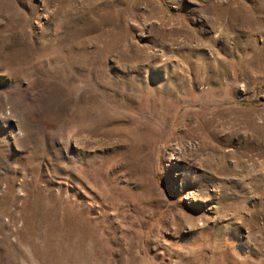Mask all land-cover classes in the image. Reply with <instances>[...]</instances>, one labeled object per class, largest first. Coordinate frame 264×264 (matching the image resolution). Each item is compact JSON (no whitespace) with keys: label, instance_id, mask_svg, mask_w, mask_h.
Masks as SVG:
<instances>
[{"label":"rangeland","instance_id":"obj_1","mask_svg":"<svg viewBox=\"0 0 264 264\" xmlns=\"http://www.w3.org/2000/svg\"><path fill=\"white\" fill-rule=\"evenodd\" d=\"M0 264H264V0H0Z\"/></svg>","mask_w":264,"mask_h":264}]
</instances>
